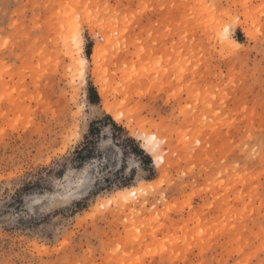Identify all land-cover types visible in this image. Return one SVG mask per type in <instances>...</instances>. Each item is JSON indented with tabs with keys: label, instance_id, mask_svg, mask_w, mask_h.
I'll list each match as a JSON object with an SVG mask.
<instances>
[{
	"label": "rangeland",
	"instance_id": "374dc122",
	"mask_svg": "<svg viewBox=\"0 0 264 264\" xmlns=\"http://www.w3.org/2000/svg\"><path fill=\"white\" fill-rule=\"evenodd\" d=\"M243 3L0 0V264H135L137 256L148 264H236L235 248L264 244V152L251 156L264 130V46L247 39L243 24L229 32L242 49L221 36V14L243 13ZM140 4L148 10L133 20ZM73 11L83 38L75 59ZM81 71L89 109L73 116L71 80L79 83ZM105 102L121 120L93 114ZM150 134L164 141L160 166L146 147ZM164 172L175 205L167 214L150 187L141 190ZM134 187L127 202L117 192ZM153 203L161 213L155 234L145 227ZM134 226L142 229L138 242ZM34 244L42 249L35 255ZM149 248L154 255L145 257Z\"/></svg>",
	"mask_w": 264,
	"mask_h": 264
},
{
	"label": "snow or ice",
	"instance_id": "6c2138e0",
	"mask_svg": "<svg viewBox=\"0 0 264 264\" xmlns=\"http://www.w3.org/2000/svg\"><path fill=\"white\" fill-rule=\"evenodd\" d=\"M66 7H72V5H67ZM88 6H85L87 8ZM107 8L108 5H105ZM175 7V5H173ZM202 7H204L202 5ZM208 9H210L213 13L215 12V5H207ZM238 8H243L245 11L243 13L237 12L235 15L232 14L230 8L229 10L223 12L221 15L226 19L227 26H222L221 30V36L222 38L227 41L229 44V47L232 50H240L242 49L243 45L237 43L234 39H231L229 37V32L231 28L234 25H240L243 24L244 26V33L245 36L249 41L257 40L260 42L262 46H264V25L262 27L257 28L256 27V16L258 15L262 21H264V3H261L258 7L249 4L248 0H244V3L241 5H237ZM148 10L147 4H140L135 6V10L132 12V19L134 20L137 15H143L144 12ZM99 9H97V12ZM71 18L73 20L75 31L73 32L72 37V43L75 45L76 51L72 53L73 58L75 59L77 56L82 57L83 56V38L81 36V16L77 14L75 11H73L71 14ZM119 15V14H117ZM125 22L127 23L129 21V17L125 15L124 17ZM249 19H251V23L249 24ZM87 23L91 25L92 23V13L87 12ZM63 27V25H61ZM166 31H171V29H167ZM125 32H127V28L125 29ZM149 36L152 35V33L149 31ZM9 43V41H4L3 46L6 47V45ZM137 43H142V41H138ZM146 49L141 47L139 48V52L143 53ZM67 54V53H66ZM106 55V53H102ZM135 58V57H134ZM77 63L80 65L81 69L83 68L86 61L84 59H78ZM127 64H125V69H127ZM147 71V68L144 69ZM132 72L136 73L135 65H133ZM261 77H264V62L261 63V67L259 69ZM131 80V77H129ZM104 84L107 83V81H102ZM99 83V82H98ZM72 84V92H71V101L70 104L76 109L75 112H73V116L77 115H83L85 111L89 109V100L87 95V88L88 84L85 80V76L83 71L80 72V80L79 83L76 81L75 78L71 80ZM14 91V90H13ZM103 92V89L101 90ZM67 95V94H65ZM199 95V93L197 94ZM4 97L0 96V100H3ZM123 103V102H122ZM223 103V101L221 102ZM208 107H211V105H208ZM189 109H191V105H189ZM246 110V109H245ZM105 111L111 112L112 109L108 106V104L105 102L103 105H97L95 108L92 109L93 114L99 112L100 114H103ZM216 116H221V112H216ZM123 117V112H119L118 115L115 116L116 120H121ZM205 121H207V117L204 118ZM6 129L0 128V135H3L5 133ZM152 143L150 145H146L148 151H150L155 158V163L157 166H160L164 162V156L163 154H158V147L157 145L160 143H164V141H157L155 136H152L151 138ZM253 137L251 134L248 135V140H252ZM195 144L198 146L200 144V140H196ZM241 147H244L242 144ZM259 152H264V130H262V135L259 137V144L256 148H252L251 150V156L254 157ZM119 149H114L113 151V157H114V163H115V157L119 154ZM251 158V157H249ZM226 163V161L224 162ZM138 167V166H137ZM235 169L240 168V164H236ZM17 174V173H14ZM220 175H223V172H221ZM171 180L167 177V173L164 172L160 179L158 181H154L151 185H143L142 184V191L144 187H150L151 191L155 193L158 196L157 203L168 205L167 208H165L163 211L165 214L170 212L175 205L169 204L168 199H166V189L165 185L170 184ZM221 184H223V181H221ZM195 195V191L188 194L187 199L190 200L192 196ZM111 203V201H109ZM157 203H153L151 211L156 212V215L151 218V221L147 222L145 224V227L152 226L153 227V233L155 234V227L153 225V221L155 224H159L161 220V213L157 211ZM100 208L103 209L104 205H100ZM245 212L247 211V206H245ZM261 211L264 212V201L261 202ZM124 223L126 224L127 221L125 220ZM133 232H135V241L138 242L139 238L141 236L142 229L141 227H133ZM203 234V232H201ZM65 244L68 243L67 240L64 241ZM191 247V246H189ZM119 250V248L117 249ZM32 254L35 255L37 251H42V249L39 248L38 245H35L31 249ZM161 250L158 248V253ZM149 255H154L152 252V249L149 248L144 252V256L147 257ZM174 256H178L179 254L176 252H173ZM229 255L235 259L236 264H264V244H261L258 247L255 246H247V247H239L235 248L233 251L229 253ZM27 264V262H25ZM83 264V262H81ZM135 264H148V261L146 259H142L140 256L136 257ZM220 264H232V259H229L227 262L224 260H221Z\"/></svg>",
	"mask_w": 264,
	"mask_h": 264
},
{
	"label": "bare ground",
	"instance_id": "6f19581e",
	"mask_svg": "<svg viewBox=\"0 0 264 264\" xmlns=\"http://www.w3.org/2000/svg\"><path fill=\"white\" fill-rule=\"evenodd\" d=\"M68 31V30H67ZM70 32V31H69ZM66 35H67V33H66ZM65 35V36H66ZM71 36V35H70ZM69 37V36H68ZM65 42V41H64ZM71 42V41H70ZM97 52H98V47L97 46H95L94 47V49H93V56H92V58L93 59H95V57H96V55H97ZM82 59H84V58H82ZM103 89V91H104V88L101 86V88L99 89V91H100V94L101 95H104V92H102L101 90ZM104 100L106 101V99L104 98ZM111 109H112V111L110 112L113 116H114V118H115V116L116 115H118L119 113H116V112H114V109L112 108V106H109ZM152 136H155L156 137V140L157 141H160V138L156 135V134H150V135H146V139H147V142H149V143H152V141H151V137ZM157 147H158V154H162L163 152H162V150H161V147H159V144L157 145ZM163 156H164V154H163ZM165 157H166V155L164 156V159H165ZM165 161V160H164ZM137 188H123V189H119L117 192H118V194H120L119 196L120 197H123V198H125V200H126V202L127 201H130L129 200V196L130 195H134L136 192H137V190H136ZM120 199V198H119ZM122 199V198H121ZM118 200V199H117Z\"/></svg>",
	"mask_w": 264,
	"mask_h": 264
}]
</instances>
